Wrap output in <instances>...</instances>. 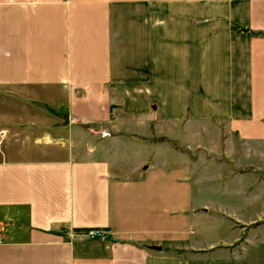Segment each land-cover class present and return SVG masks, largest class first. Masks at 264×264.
Segmentation results:
<instances>
[{
    "label": "crops",
    "instance_id": "1",
    "mask_svg": "<svg viewBox=\"0 0 264 264\" xmlns=\"http://www.w3.org/2000/svg\"><path fill=\"white\" fill-rule=\"evenodd\" d=\"M223 127L264 139V0H0V264H240Z\"/></svg>",
    "mask_w": 264,
    "mask_h": 264
},
{
    "label": "rangeland",
    "instance_id": "2",
    "mask_svg": "<svg viewBox=\"0 0 264 264\" xmlns=\"http://www.w3.org/2000/svg\"><path fill=\"white\" fill-rule=\"evenodd\" d=\"M220 131L210 128L208 136L212 139L207 142L204 168H200L210 188L207 194L212 200L207 204L212 209L222 204L224 220L231 221L232 234H238L233 240L239 247H246L239 251V263L264 264V139H255L254 153L247 154L240 147L248 143L228 136L224 127ZM217 134H222L221 140L215 137ZM220 148L222 151L217 152ZM230 149L232 154L228 153Z\"/></svg>",
    "mask_w": 264,
    "mask_h": 264
},
{
    "label": "built area",
    "instance_id": "3",
    "mask_svg": "<svg viewBox=\"0 0 264 264\" xmlns=\"http://www.w3.org/2000/svg\"><path fill=\"white\" fill-rule=\"evenodd\" d=\"M89 236L94 238V237H99L100 235H102V233L100 231L97 230H92L89 233ZM4 235H3V228L0 225V243L3 241Z\"/></svg>",
    "mask_w": 264,
    "mask_h": 264
}]
</instances>
